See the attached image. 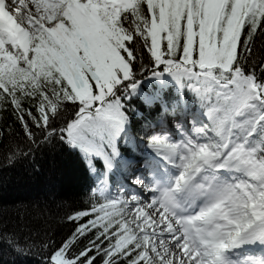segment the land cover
I'll return each mask as SVG.
<instances>
[{
    "label": "snow or ice",
    "instance_id": "snow-or-ice-1",
    "mask_svg": "<svg viewBox=\"0 0 264 264\" xmlns=\"http://www.w3.org/2000/svg\"><path fill=\"white\" fill-rule=\"evenodd\" d=\"M257 34L264 39V0H0V113L20 128L0 130L17 140L5 160L54 138L79 148L93 171L99 159L104 171L133 173L138 161L122 145L154 154L152 178L136 179L149 195H112L103 184L67 215L65 239H2L46 264H264ZM149 76L192 94L179 139L164 117L130 132V98ZM160 100L145 96L149 107Z\"/></svg>",
    "mask_w": 264,
    "mask_h": 264
},
{
    "label": "trees",
    "instance_id": "trees-1",
    "mask_svg": "<svg viewBox=\"0 0 264 264\" xmlns=\"http://www.w3.org/2000/svg\"><path fill=\"white\" fill-rule=\"evenodd\" d=\"M254 55L257 61L264 59V39L259 34ZM129 107L131 115L141 112L134 103ZM14 121L11 113H0V130H6L8 125L19 134L18 122ZM16 143L15 137L0 136V264H46L38 250L18 253L2 235H15L21 246L40 244L48 237L57 242L65 239L74 231L67 215L93 202L85 190L92 167L79 148L73 150L55 138L50 143L34 145L30 155L9 164L5 155H11L8 147ZM94 163V173L99 174L98 160Z\"/></svg>",
    "mask_w": 264,
    "mask_h": 264
},
{
    "label": "rangeland",
    "instance_id": "rangeland-1",
    "mask_svg": "<svg viewBox=\"0 0 264 264\" xmlns=\"http://www.w3.org/2000/svg\"><path fill=\"white\" fill-rule=\"evenodd\" d=\"M162 83L163 82H161V81L154 80L150 76L149 77H145L141 81V89H140V91H138L137 93H134L130 99H133L134 97H140L141 100H145V96H147L146 89H153V90H155V92H157V90H159V89H163V88L168 87V86H173V89H175V90H177V89L179 91L182 90L180 88V86L173 79H169V81L163 86V88L161 87ZM130 174H132V173H130ZM98 186H100V184Z\"/></svg>",
    "mask_w": 264,
    "mask_h": 264
},
{
    "label": "bare ground",
    "instance_id": "bare-ground-1",
    "mask_svg": "<svg viewBox=\"0 0 264 264\" xmlns=\"http://www.w3.org/2000/svg\"><path fill=\"white\" fill-rule=\"evenodd\" d=\"M128 174H130V173H126V174L124 175V177L127 176ZM124 182H125V185H126L128 188H130V184H129V181L127 180V177L125 178Z\"/></svg>",
    "mask_w": 264,
    "mask_h": 264
}]
</instances>
